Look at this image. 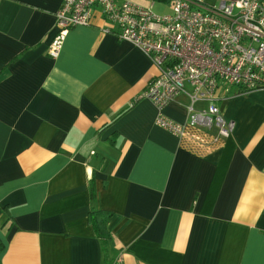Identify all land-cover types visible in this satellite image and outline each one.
Listing matches in <instances>:
<instances>
[{"label": "crops", "instance_id": "0c3cea01", "mask_svg": "<svg viewBox=\"0 0 264 264\" xmlns=\"http://www.w3.org/2000/svg\"><path fill=\"white\" fill-rule=\"evenodd\" d=\"M61 6L0 0V264H264V90L217 102L228 138L179 139L141 97L156 69L101 19L47 55ZM188 103L164 116L185 123Z\"/></svg>", "mask_w": 264, "mask_h": 264}, {"label": "built area", "instance_id": "2783aa9c", "mask_svg": "<svg viewBox=\"0 0 264 264\" xmlns=\"http://www.w3.org/2000/svg\"><path fill=\"white\" fill-rule=\"evenodd\" d=\"M156 1L170 12L158 15L154 2L62 0L47 55L59 56L70 29L97 26L101 19L102 33L132 44L156 69L141 96L157 110L155 125L179 139L187 137V130L204 129L216 144L235 128L217 102L231 88L241 94L264 90V6L261 0H219L214 6L203 0ZM180 95L189 100L183 124L163 113Z\"/></svg>", "mask_w": 264, "mask_h": 264}, {"label": "trees", "instance_id": "16d2710c", "mask_svg": "<svg viewBox=\"0 0 264 264\" xmlns=\"http://www.w3.org/2000/svg\"><path fill=\"white\" fill-rule=\"evenodd\" d=\"M90 197L95 199V192L93 186H90ZM112 213L106 210L93 211L88 214V223L91 226L94 234L100 240L103 251L107 250L108 244L111 240V234L107 229V222Z\"/></svg>", "mask_w": 264, "mask_h": 264}, {"label": "rangeland", "instance_id": "374dc122", "mask_svg": "<svg viewBox=\"0 0 264 264\" xmlns=\"http://www.w3.org/2000/svg\"><path fill=\"white\" fill-rule=\"evenodd\" d=\"M132 1H139L141 3H146L147 5H150L151 3L154 2L153 4V10L155 13H157L158 15H163V14H166V13H169L170 12V8L169 6H165L164 4L156 1V0H132ZM203 2L205 4H207L208 6H214V5H217L219 3V0H203Z\"/></svg>", "mask_w": 264, "mask_h": 264}, {"label": "water", "instance_id": "95a60500", "mask_svg": "<svg viewBox=\"0 0 264 264\" xmlns=\"http://www.w3.org/2000/svg\"><path fill=\"white\" fill-rule=\"evenodd\" d=\"M231 1H235V0H231Z\"/></svg>", "mask_w": 264, "mask_h": 264}]
</instances>
